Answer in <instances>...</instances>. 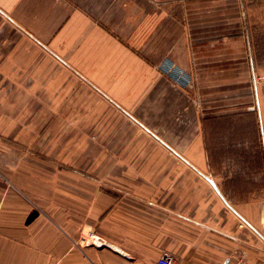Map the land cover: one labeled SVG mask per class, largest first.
Instances as JSON below:
<instances>
[{"label":"crops","instance_id":"0c3cea01","mask_svg":"<svg viewBox=\"0 0 264 264\" xmlns=\"http://www.w3.org/2000/svg\"><path fill=\"white\" fill-rule=\"evenodd\" d=\"M251 22L264 0H0V264H261L264 77L224 126L157 69Z\"/></svg>","mask_w":264,"mask_h":264},{"label":"rangeland","instance_id":"374dc122","mask_svg":"<svg viewBox=\"0 0 264 264\" xmlns=\"http://www.w3.org/2000/svg\"><path fill=\"white\" fill-rule=\"evenodd\" d=\"M227 5L231 6L232 3L229 2ZM248 24L251 30H248L247 34L246 29L244 34L230 32L231 24L228 23L222 35L219 33L216 35L214 31L210 32L212 35L209 33L203 38L189 39L188 58L191 69H182L176 61L168 57L157 64L160 73L182 88H188L197 99L206 94L208 110L214 109L210 107L214 103L213 98L216 94L219 109L229 113V116L221 119L224 126H231L234 120H248V124L253 123L251 116L242 113L231 116V111L235 112L238 109L239 112L247 109L248 105L256 104L257 92L253 89L252 83L254 77L255 79L264 77V30H260L263 25L258 26L259 23L256 22ZM251 61L253 65H257L256 68L254 67V76L252 70L248 69ZM260 82L263 83L264 80ZM257 88L261 94L259 98L263 102L264 85ZM250 90L252 93H249ZM259 102L261 105V101Z\"/></svg>","mask_w":264,"mask_h":264},{"label":"built area","instance_id":"2783aa9c","mask_svg":"<svg viewBox=\"0 0 264 264\" xmlns=\"http://www.w3.org/2000/svg\"><path fill=\"white\" fill-rule=\"evenodd\" d=\"M94 242H100V240L98 237L89 232L88 235L82 236L79 241L74 242V244L83 246L93 244ZM154 264H180V262L171 253L164 252L160 255V257L155 261ZM261 264H264V261H262Z\"/></svg>","mask_w":264,"mask_h":264},{"label":"water","instance_id":"95a60500","mask_svg":"<svg viewBox=\"0 0 264 264\" xmlns=\"http://www.w3.org/2000/svg\"><path fill=\"white\" fill-rule=\"evenodd\" d=\"M92 245L102 246V244H100L99 242H94Z\"/></svg>","mask_w":264,"mask_h":264},{"label":"trees","instance_id":"16d2710c","mask_svg":"<svg viewBox=\"0 0 264 264\" xmlns=\"http://www.w3.org/2000/svg\"><path fill=\"white\" fill-rule=\"evenodd\" d=\"M33 216V214H31L29 217H32Z\"/></svg>","mask_w":264,"mask_h":264}]
</instances>
